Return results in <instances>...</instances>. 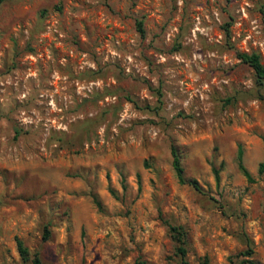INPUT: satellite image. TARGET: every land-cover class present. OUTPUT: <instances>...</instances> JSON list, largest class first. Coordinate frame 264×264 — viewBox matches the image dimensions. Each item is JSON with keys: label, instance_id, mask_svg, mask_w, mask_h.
<instances>
[{"label": "rangeland", "instance_id": "rangeland-1", "mask_svg": "<svg viewBox=\"0 0 264 264\" xmlns=\"http://www.w3.org/2000/svg\"><path fill=\"white\" fill-rule=\"evenodd\" d=\"M238 52L264 64V0H0V264H32L16 237L44 264H182L169 224L189 264H264V83Z\"/></svg>", "mask_w": 264, "mask_h": 264}, {"label": "trees", "instance_id": "trees-1", "mask_svg": "<svg viewBox=\"0 0 264 264\" xmlns=\"http://www.w3.org/2000/svg\"><path fill=\"white\" fill-rule=\"evenodd\" d=\"M138 31L140 33H143L142 23L141 21L137 22ZM238 58L241 59L244 63H247L254 71L256 76V81L258 84L262 85L264 83V64L261 62L260 55L257 52H238L237 54ZM171 155H172V166L175 171V175L177 177V180L181 184H188L195 188L196 190H201L200 183L194 179V178H187L184 175V169L181 164V160L179 157V154L177 153L174 146H171ZM237 160H238V166L241 170V172L244 174V176L247 178L248 181H251L253 178L251 174L247 171L245 166L242 163V149L241 147L238 148L237 152ZM264 171V161H262L259 165L258 172L262 173ZM214 176L216 181L219 179L218 170L214 169ZM173 237L175 238L176 242L178 243L177 246V252L180 256V260L182 264H189L186 259V231L184 228L180 225H168ZM49 236V231L47 228L44 229V239H47ZM16 246L18 253L20 257L23 260H31L32 264H44L39 251H33L30 252L28 247L25 245L24 241L20 239L19 237H16ZM242 255L245 257H251L253 254V250L251 248H247L243 252H241ZM262 264L258 261H255L251 258H245L238 264ZM204 264H208L207 260H204ZM232 264V262H231Z\"/></svg>", "mask_w": 264, "mask_h": 264}]
</instances>
